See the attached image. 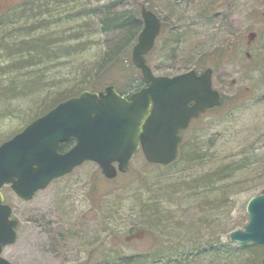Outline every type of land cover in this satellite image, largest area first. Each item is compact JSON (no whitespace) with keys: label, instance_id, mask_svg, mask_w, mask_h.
I'll return each mask as SVG.
<instances>
[{"label":"rangeland","instance_id":"374dc122","mask_svg":"<svg viewBox=\"0 0 264 264\" xmlns=\"http://www.w3.org/2000/svg\"><path fill=\"white\" fill-rule=\"evenodd\" d=\"M19 1L0 0V143L25 127V114L89 80L110 43L96 16L73 17L96 2L53 0L69 17L50 24L28 7L14 8ZM146 4L163 20L150 53L156 75L203 70L202 58L238 45L213 69L222 105L182 132L174 166L149 163L141 152L124 176L111 180L89 161L28 201L5 185L20 220L16 242L2 251L10 263L60 264L63 255L87 264H262L263 246L232 242L229 234L246 225V204L264 189V0ZM35 38L43 40L36 50L29 44ZM128 69L139 83L141 71ZM235 163L241 168L231 179L199 184ZM96 182L99 193L91 190Z\"/></svg>","mask_w":264,"mask_h":264},{"label":"water","instance_id":"95a60500","mask_svg":"<svg viewBox=\"0 0 264 264\" xmlns=\"http://www.w3.org/2000/svg\"><path fill=\"white\" fill-rule=\"evenodd\" d=\"M140 13L144 27L132 49V61L148 81L147 86L127 96L114 86L100 92L83 90L0 144V264H12L2 256V250L16 242L19 227L1 191L4 185L10 184L18 198L30 200L54 179L86 161L98 164L103 175L112 179L118 172L129 170L140 149L148 162L169 165L178 157L183 140L180 131L221 103V95L213 87L211 68L201 74L195 70L173 76L153 73L146 55L154 47L161 22L146 5ZM72 137L74 145L60 151L61 143ZM246 212L248 222L232 231L229 240L264 248V192L248 200Z\"/></svg>","mask_w":264,"mask_h":264},{"label":"trees","instance_id":"16d2710c","mask_svg":"<svg viewBox=\"0 0 264 264\" xmlns=\"http://www.w3.org/2000/svg\"><path fill=\"white\" fill-rule=\"evenodd\" d=\"M56 1L66 5L70 3L76 4L79 2V0ZM144 4H146V0H108V2L104 3H99V1H97L95 4V8L75 12V14H73V17H75L76 19L84 18L87 16H96L97 19H100L99 25L101 26L103 32H106L109 37L110 43L108 44V48L103 52V57L99 61V64H97V66L91 65V77L89 80H83L82 86H80L77 90H73L74 92L70 91L64 95L60 94V96H58L57 98H53L50 103L39 107L37 110L32 111L29 114H25V116L21 119V122L25 125L28 124L31 120L48 111L61 100L78 95L80 92L86 89L92 91H100L104 90L106 86L112 84L120 93L123 94L125 91L132 92L141 88L142 86L147 85L148 82L145 81L142 77L138 78L140 79L139 83H134L132 78V70L128 69L130 65L133 66L131 60V51L137 41L139 33L144 26L143 20L140 15L141 7ZM25 7H28L26 9H30L31 11H33L35 16H39L41 14L44 17L43 21L48 19L50 24L56 22L59 18L65 19L69 17L68 9H61L58 6H54L53 0H28L26 3L25 0H22L19 1L17 7L16 5L14 6V8ZM72 8H75V6H73ZM148 8L152 9L150 6H148ZM65 13L66 16H63V14ZM70 39L74 41L78 40L77 34H74ZM24 43L27 42L24 40L23 42L19 41V43L14 44L22 45ZM29 44H31L32 47H34V50H36L43 45V40L35 38L33 41H30ZM237 49L238 45L235 46L233 44H226L222 48V51L214 53L212 55L213 57L205 59L202 58L197 64V68L205 69L211 66L214 69L219 62L217 60H228L230 57H233L235 55ZM41 53L42 52H36V54ZM147 62L151 66L152 60L150 54L147 56ZM73 141L74 139L71 138L70 140L62 143L60 150H67L72 145ZM178 160L179 158L175 163H177ZM241 162L242 161H240V163ZM240 163H235L225 169L222 168L218 173L208 175L207 178L199 182V184L209 186L217 180L223 181L231 179L233 175L240 170ZM173 164H171V166H174ZM125 174L119 175L124 176ZM97 189L101 192L98 182H96V185L92 186L91 190H95V192H98ZM262 191H264V189ZM38 220L40 221L39 217ZM60 222L61 220H58L57 223L59 224ZM58 231L60 239L63 238L64 235H66L62 234L64 233V230L60 229ZM55 239L59 240V237H56ZM62 258V262L71 261L67 259L66 256L62 255ZM87 262L88 260L83 262L81 261L80 264H87Z\"/></svg>","mask_w":264,"mask_h":264},{"label":"flooded vegetation","instance_id":"af4514ba","mask_svg":"<svg viewBox=\"0 0 264 264\" xmlns=\"http://www.w3.org/2000/svg\"><path fill=\"white\" fill-rule=\"evenodd\" d=\"M162 20V19H161ZM162 30H163V20H162V26H161V30H160V35L162 33ZM198 73H202L203 70H197ZM221 93V92H220ZM221 96H222V93H221Z\"/></svg>","mask_w":264,"mask_h":264},{"label":"bare ground","instance_id":"6f19581e","mask_svg":"<svg viewBox=\"0 0 264 264\" xmlns=\"http://www.w3.org/2000/svg\"><path fill=\"white\" fill-rule=\"evenodd\" d=\"M98 0H90V2L92 3V4H94L95 2H97Z\"/></svg>","mask_w":264,"mask_h":264}]
</instances>
